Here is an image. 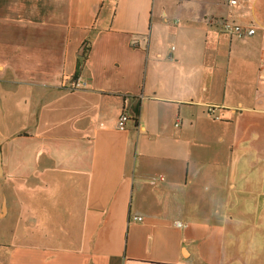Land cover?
<instances>
[{
    "label": "crops",
    "instance_id": "0c3cea01",
    "mask_svg": "<svg viewBox=\"0 0 264 264\" xmlns=\"http://www.w3.org/2000/svg\"><path fill=\"white\" fill-rule=\"evenodd\" d=\"M0 163V264H264V0H0Z\"/></svg>",
    "mask_w": 264,
    "mask_h": 264
},
{
    "label": "built area",
    "instance_id": "2783aa9c",
    "mask_svg": "<svg viewBox=\"0 0 264 264\" xmlns=\"http://www.w3.org/2000/svg\"><path fill=\"white\" fill-rule=\"evenodd\" d=\"M225 4L228 6H236L239 3V0H224ZM222 31L226 32L228 34H231L233 36H236L239 39L245 38V37H251L255 34V30L254 29H245L242 28L240 25L237 24H233L230 22H226L222 25ZM173 50H175V48H172ZM170 59L172 58V56H169ZM209 113L214 116V119L219 121L220 117L215 115L216 112V108L215 107H209ZM130 117L127 113H123L122 115H120V117L118 118V122H117V129L119 131H126L127 129V123L129 122ZM179 124H176V127H178ZM136 220L140 221L142 220V218H136Z\"/></svg>",
    "mask_w": 264,
    "mask_h": 264
},
{
    "label": "rangeland",
    "instance_id": "374dc122",
    "mask_svg": "<svg viewBox=\"0 0 264 264\" xmlns=\"http://www.w3.org/2000/svg\"><path fill=\"white\" fill-rule=\"evenodd\" d=\"M73 145H75V144H73ZM70 146H71V145H70ZM72 147H73V146H72ZM211 165H212V164H210V166H209L210 170L213 169V166H211ZM217 207H218V206H216V205H210V206H209V209H210L211 212H213Z\"/></svg>",
    "mask_w": 264,
    "mask_h": 264
},
{
    "label": "water",
    "instance_id": "95a60500",
    "mask_svg": "<svg viewBox=\"0 0 264 264\" xmlns=\"http://www.w3.org/2000/svg\"><path fill=\"white\" fill-rule=\"evenodd\" d=\"M0 167H1V163H0Z\"/></svg>",
    "mask_w": 264,
    "mask_h": 264
}]
</instances>
